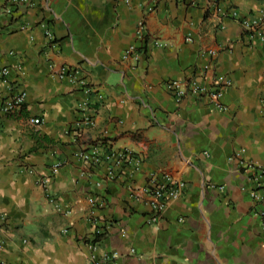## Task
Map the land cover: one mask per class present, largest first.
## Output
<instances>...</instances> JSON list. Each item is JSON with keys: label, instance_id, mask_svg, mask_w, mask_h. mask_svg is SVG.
Wrapping results in <instances>:
<instances>
[{"label": "crops", "instance_id": "crops-1", "mask_svg": "<svg viewBox=\"0 0 264 264\" xmlns=\"http://www.w3.org/2000/svg\"><path fill=\"white\" fill-rule=\"evenodd\" d=\"M130 1L35 0L8 14L0 0V69L21 68L14 81L28 95L0 118V264H264L253 185L235 156L264 165V43L223 15L264 16V0ZM142 24L162 46L148 43L138 64L123 61L129 47H143ZM210 51L216 71L206 69ZM64 65L81 67L105 102L93 98L80 112L88 96L57 78ZM215 73L233 81L227 112L193 96L178 103L164 87L211 85ZM8 94L0 80V98ZM86 115L93 126L82 127ZM95 146L142 162L109 180L108 164L76 156ZM163 172L186 189L154 223L142 192Z\"/></svg>", "mask_w": 264, "mask_h": 264}, {"label": "built area", "instance_id": "built-area-1", "mask_svg": "<svg viewBox=\"0 0 264 264\" xmlns=\"http://www.w3.org/2000/svg\"><path fill=\"white\" fill-rule=\"evenodd\" d=\"M129 4L130 0H123ZM187 1V0H186ZM198 0H189V2L194 3ZM215 3H220L222 0H213ZM7 13L11 14L16 7L22 8H31L35 5V0H7ZM230 15L232 19L237 20L241 27L244 30V33L249 40V42H254L257 39L264 43V31L261 28V24L264 22V16H258L254 19H246L239 15L235 10H226L223 12V15ZM46 37L52 43V47L57 46L55 35L50 28L46 30ZM139 40L143 44V47L131 46L126 50L124 56L122 57L123 61H132L135 64L139 63L141 56L147 49V44L152 43L155 46L161 47V43L154 37H151L146 31L145 27L142 24L139 31ZM218 53L216 51H210L206 55L210 57V64L206 69H212L216 71V63ZM22 75L23 71L21 68H1L0 69V80L7 87L8 95L4 98H0V118L2 116L14 115L21 111L25 104L27 103L28 95L26 91L19 89L18 84L14 81L15 75ZM55 75L60 80H67L77 86L79 91H82L87 94V99L84 103L79 105L80 112H87L91 106L93 98L97 102L104 103L105 96L98 91L90 82V78L78 66H61L58 69H55ZM233 86V81L230 77L215 73L214 81L211 85L204 84L199 82L195 78H190L184 81L179 80H170L164 84V87L168 93H170L174 99L180 103L186 97L193 96L197 99H205L209 105L214 107L220 112H227L229 109L224 104L223 98L227 90ZM42 122L40 119H33V125H40ZM94 121L90 115H86L83 118L82 127H91L93 126ZM81 127V128H82ZM77 158L89 165H101L103 163L108 164V170L106 178L113 180L116 177V171L121 168L126 167H135L136 170L139 169V166L142 162L141 156L136 153H133L129 150L119 151V152H110L104 153L100 146L90 147L83 151H80L77 155ZM236 159L239 161V167L244 173H247L249 179L253 185L252 190L250 191V196L253 202L252 205V215L259 222V227L261 234L264 236V165H257L253 162L247 161L242 158L241 154H236ZM63 166V163L58 161L56 162L52 170L55 172ZM44 183V182H43ZM186 189V183L184 181L177 180L166 173H161L160 178L157 175L152 174L150 176L149 185L143 189V195H146L149 198V204L153 212L152 221L157 223L168 203L173 200H178L183 196V193ZM223 189V188H222ZM134 197H140V193L136 190H133ZM48 198L52 203H55V200L49 195ZM4 221L5 219L2 218ZM105 227H101L100 230H96L98 235H102ZM3 241L0 240V250L3 248ZM92 264H106L100 263L98 261L92 262Z\"/></svg>", "mask_w": 264, "mask_h": 264}]
</instances>
